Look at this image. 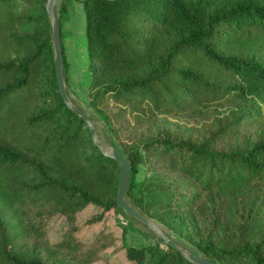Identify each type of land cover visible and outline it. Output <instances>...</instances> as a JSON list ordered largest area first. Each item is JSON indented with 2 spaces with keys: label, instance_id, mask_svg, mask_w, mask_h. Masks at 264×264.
<instances>
[{
  "label": "trees",
  "instance_id": "obj_1",
  "mask_svg": "<svg viewBox=\"0 0 264 264\" xmlns=\"http://www.w3.org/2000/svg\"><path fill=\"white\" fill-rule=\"evenodd\" d=\"M22 1L17 11L19 0H0V264H94L117 236L102 227L82 239L76 213L121 209L119 164L61 96L45 0ZM70 1L58 3L59 18ZM79 1L87 112L131 161L130 203L174 241L187 228L213 264H264V139L217 141L250 125L259 109L248 100L264 98V0ZM223 105L225 122L203 135L169 120ZM140 165L147 173L138 181ZM210 192L222 207L207 206ZM56 213L67 227L51 242ZM129 230L138 231L123 226L120 248L130 264H196L164 242L128 244Z\"/></svg>",
  "mask_w": 264,
  "mask_h": 264
},
{
  "label": "rangeland",
  "instance_id": "obj_2",
  "mask_svg": "<svg viewBox=\"0 0 264 264\" xmlns=\"http://www.w3.org/2000/svg\"><path fill=\"white\" fill-rule=\"evenodd\" d=\"M60 0H56V4ZM46 4V0H45ZM25 6V2L19 0L17 5V11L22 10ZM60 28L62 33V43L63 48L68 60V69H67V82H68V95L71 100L77 105L83 107L85 111H90L88 103V83L90 79V70L88 66V57L86 50V38L84 34V13L82 9L81 2L79 0H71L68 4L67 11L60 16ZM49 21V20H48ZM50 25V22H49ZM51 32V25H50ZM64 75V73H63ZM65 80V77H64ZM66 85V81H65ZM67 89V88H66ZM67 91V92H68ZM252 102L253 107H257L259 111H254L253 116H250L252 123L248 125L241 132L229 135V136H219L217 134V141L223 143L226 146L238 147L240 143H244L247 140H257L264 139V98L262 99L259 96H253L251 100H248V104ZM82 108V109H83ZM227 106H217L216 110L213 111V114H209L207 111L196 112L188 115L181 116H170L169 120L172 123H176L179 127V131H183L184 134L191 135H203L204 133L215 131L218 123L221 124L224 121L223 116L227 114ZM88 113V112H87ZM202 113V114H201ZM187 116V117H186ZM214 117V118H213ZM93 123L97 124L98 130H96L97 137L103 143L106 148H110L112 144L104 135L102 131V123L98 119H92ZM94 124V126H95ZM140 171L137 174V180L140 181L143 179L146 170L140 165ZM128 202H131V199L128 195H125ZM216 199H220L217 200ZM208 207L210 202H212L209 208H218L221 204L222 207V198L217 196L215 192L209 193L208 195ZM131 204V203H130ZM132 205V204H131ZM134 206V205H132ZM136 209L138 207L134 206ZM121 208V207H120ZM139 210V209H138ZM140 211V210H139ZM103 213L101 219L93 222H85L90 219L92 216L97 215L98 213ZM147 217V216H146ZM150 220L158 224L164 231H166L171 236H175L174 232L165 225H162L155 221L154 219L148 217ZM198 218L200 216L198 215ZM77 223L80 225L78 235L84 240L92 239L97 231L104 227L106 231H112L117 237L113 243L103 249L100 253L102 258L95 261L94 264H130L128 259L125 256V250L120 248V245L123 242L121 238L122 227L129 226L132 229L138 231L129 230L126 234L127 243L140 246L146 244L147 242L155 241L159 242L163 246L162 238L160 234L153 229L151 226L145 224L137 217L129 214L124 209L114 210L113 208L109 210L102 211V208L94 204H88L85 208L76 213ZM67 227V219L60 214H54L49 222L47 227V237L51 242H55L61 239L63 232ZM204 229L205 226L203 225ZM182 236L179 238V241H176L180 246L195 252L197 254L203 255L198 248L190 242L186 236L188 229H181ZM203 237L206 236V230H203L201 233ZM165 243V242H164ZM118 247V248H117Z\"/></svg>",
  "mask_w": 264,
  "mask_h": 264
},
{
  "label": "water",
  "instance_id": "obj_3",
  "mask_svg": "<svg viewBox=\"0 0 264 264\" xmlns=\"http://www.w3.org/2000/svg\"><path fill=\"white\" fill-rule=\"evenodd\" d=\"M46 13L48 15V20L51 25V42L53 49V59L55 63L56 76L58 81L59 91L65 103L78 115H80L86 122L91 131L93 141L99 147V149L106 155L115 158L119 164V179H118V189L116 204L124 209L129 214L137 217L139 220L145 224L151 226L155 229L161 236L162 240L167 244L172 246L174 249L179 251L183 256H185L189 261L196 264H213L208 258L203 255L192 252L183 246H180L176 241H174L166 231H164L158 224L150 220L144 214H142L138 209L132 206L125 197L126 187L128 185L131 161L115 146L112 145L109 149L106 148L103 143L99 140L96 134L95 126L93 120L89 114L82 109L79 105L74 103L67 92L64 75H63V51L61 45V35H60V23L57 13L56 0H46L45 4Z\"/></svg>",
  "mask_w": 264,
  "mask_h": 264
}]
</instances>
